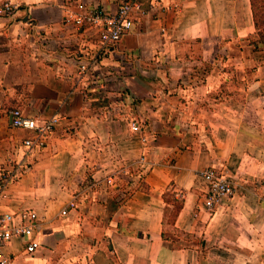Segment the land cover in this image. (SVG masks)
Here are the masks:
<instances>
[{"label": "crops", "instance_id": "1", "mask_svg": "<svg viewBox=\"0 0 264 264\" xmlns=\"http://www.w3.org/2000/svg\"><path fill=\"white\" fill-rule=\"evenodd\" d=\"M5 1L17 9L0 15V171L23 163L0 211L40 220L33 253L17 237L4 247L11 264H264V61L242 96L211 73L256 35L251 0H141L154 8L103 49L68 16L116 0ZM14 107L60 117L44 150L26 154ZM206 168L235 185L211 212Z\"/></svg>", "mask_w": 264, "mask_h": 264}, {"label": "built area", "instance_id": "2", "mask_svg": "<svg viewBox=\"0 0 264 264\" xmlns=\"http://www.w3.org/2000/svg\"><path fill=\"white\" fill-rule=\"evenodd\" d=\"M77 11L69 13V18L77 27L91 26L95 29L99 49L116 46L121 37L129 32L134 23L149 13L154 8L152 3L146 8L141 0H116L114 9H105L99 6L86 7L83 3L77 4ZM17 7L10 1L0 4V15H13ZM89 65L80 61L78 71L85 74ZM11 125L16 128L31 131L27 137L22 138V147L26 154L34 151H42L47 147L48 140L59 122L58 115L39 121L37 117L22 112L19 107L9 111ZM132 129L139 131V126L132 123ZM145 140L144 138H142ZM7 174L0 173V197L4 196V188L8 182L14 180L21 172L20 168L9 170ZM204 182V206L213 208L225 198L231 197L235 192V185L231 178L213 168H206L200 173ZM111 181V180H109ZM93 186L94 184H91ZM73 206V202L69 204ZM66 213V209L61 211ZM40 220L35 211L23 209L17 212L0 211V264H11L12 260L4 252V247L14 238L24 241V250L31 254L38 247L40 242L35 239Z\"/></svg>", "mask_w": 264, "mask_h": 264}, {"label": "rangeland", "instance_id": "3", "mask_svg": "<svg viewBox=\"0 0 264 264\" xmlns=\"http://www.w3.org/2000/svg\"><path fill=\"white\" fill-rule=\"evenodd\" d=\"M253 1H254L255 13L258 16L260 22V30L261 32L264 33V0H253ZM254 39H258L260 41V43H258V45L255 47L251 42ZM262 61H264V39L262 40V38L261 37L259 38L257 35H254L249 38L235 39L234 41L229 43L227 49L225 50V52L222 53V56L219 59V64L217 65V67L213 69L211 73L213 76H217V78L220 76L219 78L223 79L222 82L223 93H227V95L239 94L240 96H242V94L245 93L244 91L248 83L247 81L248 80L250 81L253 75H255L256 67ZM217 78L215 77L214 79ZM216 84H218V80L216 81ZM236 87L239 88V90ZM250 109H251V105H250ZM231 112L232 114L230 113L229 116L230 118L235 120V115H234L235 113L233 111ZM244 113L247 116L249 112L245 111ZM22 163L23 161L21 160L20 161L7 160L4 164H2L1 166L2 169L0 172L7 174V172H10L9 170H14L15 168L18 167L20 168L19 172H21L20 165ZM220 170L222 169L220 168ZM223 174H225V172H223ZM180 197H181L180 192H175L174 198H180ZM168 199H173V197L169 195ZM221 202H219V204ZM219 204H217L211 209H208L205 206L203 207L204 209L211 212Z\"/></svg>", "mask_w": 264, "mask_h": 264}, {"label": "trees", "instance_id": "4", "mask_svg": "<svg viewBox=\"0 0 264 264\" xmlns=\"http://www.w3.org/2000/svg\"><path fill=\"white\" fill-rule=\"evenodd\" d=\"M251 6H252V11H253V21H254V26H255V29H256V35L260 38H262V40L264 39V33L261 32L260 30V22H259V18L258 16L256 15L255 13V10H254V1L251 0ZM255 46L258 45V43H260V41L258 39H254L253 41H251ZM166 200L170 201L173 205V210H172V220L174 219V217L176 216L178 210L180 209L181 205H182V198H174V199H168V197H166ZM177 202V203H176Z\"/></svg>", "mask_w": 264, "mask_h": 264}]
</instances>
